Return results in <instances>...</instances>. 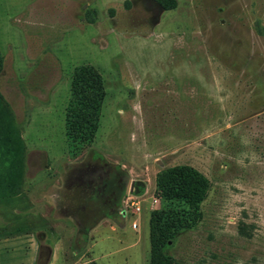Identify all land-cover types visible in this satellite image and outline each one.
<instances>
[{
  "label": "rangeland",
  "instance_id": "1",
  "mask_svg": "<svg viewBox=\"0 0 264 264\" xmlns=\"http://www.w3.org/2000/svg\"><path fill=\"white\" fill-rule=\"evenodd\" d=\"M0 107V264H150L181 166L166 264H264V0H0Z\"/></svg>",
  "mask_w": 264,
  "mask_h": 264
},
{
  "label": "trees",
  "instance_id": "2",
  "mask_svg": "<svg viewBox=\"0 0 264 264\" xmlns=\"http://www.w3.org/2000/svg\"><path fill=\"white\" fill-rule=\"evenodd\" d=\"M164 6L169 8L167 4ZM2 112L6 115L0 107V113ZM209 188V179L193 167L181 166L161 170L156 190V195L162 198L161 206L154 210L150 217V264H166L162 248L179 232L197 222Z\"/></svg>",
  "mask_w": 264,
  "mask_h": 264
},
{
  "label": "built area",
  "instance_id": "3",
  "mask_svg": "<svg viewBox=\"0 0 264 264\" xmlns=\"http://www.w3.org/2000/svg\"><path fill=\"white\" fill-rule=\"evenodd\" d=\"M126 206H131V207H134V206H135L137 210H139V208H140V207L138 206V203H137V202H134V201H132V200L127 201ZM126 211H127V210H124V211H122V212H126ZM137 225H138L137 222H134V223H133V226H134V227H137Z\"/></svg>",
  "mask_w": 264,
  "mask_h": 264
}]
</instances>
